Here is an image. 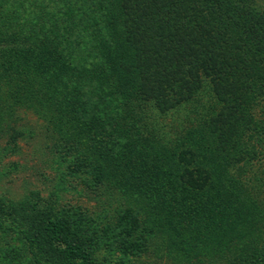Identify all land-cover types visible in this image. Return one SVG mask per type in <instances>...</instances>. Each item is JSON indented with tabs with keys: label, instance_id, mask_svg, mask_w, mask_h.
Here are the masks:
<instances>
[{
	"label": "trees",
	"instance_id": "1",
	"mask_svg": "<svg viewBox=\"0 0 264 264\" xmlns=\"http://www.w3.org/2000/svg\"><path fill=\"white\" fill-rule=\"evenodd\" d=\"M81 1L63 9L69 25L61 40L27 24L11 30L12 14L0 13V107L9 117L33 110L56 127L59 101L78 106L101 93L108 105L101 106L112 111L107 124L96 122L104 147L114 161L134 164L122 177L130 180L123 193L150 211L143 238L163 234L167 248L195 264L210 252L231 254L230 264H264V211L245 188L264 180L244 173L264 161L251 143H264V123L254 113L264 109V8L255 0ZM77 75L86 83L75 82ZM207 94L215 108L202 115ZM181 111L199 115L183 136L170 138L158 119ZM85 119L78 114L72 123L96 137V123ZM8 130L13 143L22 135ZM132 132L135 150L113 153L127 148ZM61 140L76 152L81 144ZM10 217L6 229L21 234L33 264H99L100 243L81 223L33 202L13 206Z\"/></svg>",
	"mask_w": 264,
	"mask_h": 264
},
{
	"label": "rangeland",
	"instance_id": "2",
	"mask_svg": "<svg viewBox=\"0 0 264 264\" xmlns=\"http://www.w3.org/2000/svg\"><path fill=\"white\" fill-rule=\"evenodd\" d=\"M31 1L33 0H0V13L3 17L12 14L11 30L14 27L23 29L27 24V27L38 33L51 30L52 36L57 35L56 40H61L62 35L64 38L66 33L60 29L69 25V19L62 15L63 9L67 5L70 7L83 2L34 0L33 4L28 6ZM255 1L264 8V0ZM47 16L50 17L49 20H45ZM62 55L67 57L66 50ZM1 61L0 58V64ZM77 76L75 82L86 83L87 80H84L82 75ZM87 87L94 90L93 83ZM82 94H86L85 90ZM101 95L98 92L96 95L90 94L91 99H84L82 105L78 106L64 107V103L59 101L54 107L53 124L56 127H52L33 110L16 109L9 117L2 106L0 107V264H33L21 234L6 229L7 225H11L10 212L13 206L24 202H33L39 209H48L56 215H64L75 223V226L81 223L79 228L84 235L100 243L97 256L99 264H195L183 259L177 250L167 248V238L163 234L153 233L150 237L143 238L147 235L143 229L146 231L151 227L147 221L151 219L150 211L144 210L145 202H136L130 192L123 193V189L128 187L125 183L130 180L124 182L122 177L127 171H132L134 164L133 161H114L109 153L111 151L104 147V137L96 122L97 118L102 117L100 121L105 120L104 125L107 124L112 111L101 106L106 105L105 97ZM4 100L5 98L2 103H5ZM201 107L204 108H199L198 113L202 115L209 114L215 108V103L209 99L208 94L204 96ZM254 113L256 118L264 123V109L255 108ZM78 114L87 117L81 120L82 122L90 119L92 122L93 119V123L98 127L96 137L76 129L78 127L72 123V119L74 116L77 118ZM196 114L193 115L192 111L188 114L181 111L161 117L158 119L159 128L169 134L170 138L183 136L191 119L197 117ZM157 116L154 114V117ZM123 124L129 127L130 120L126 118ZM11 127L22 131L15 143L8 137V128ZM62 136L69 137L73 144L78 139L81 141V144H78L81 156L78 151L63 148L65 144L61 140ZM128 141L126 149H121L120 146L112 152L124 153L128 157L138 144L134 132L130 133ZM251 143L257 151L264 152V143H255L254 140ZM263 169L264 161L258 170H255L254 165L247 167L244 173L248 177L256 175L264 180ZM93 174L107 177L100 182ZM254 183L246 185V194L264 211V185L262 182L255 185ZM91 221L93 223H90ZM127 233L131 235L127 236ZM198 259L201 263L196 264H210V260L213 261L211 264H230L233 257L226 253L220 260L210 252V255L204 254Z\"/></svg>",
	"mask_w": 264,
	"mask_h": 264
}]
</instances>
